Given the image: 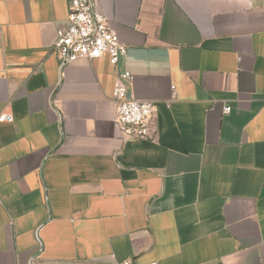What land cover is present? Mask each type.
Masks as SVG:
<instances>
[{"label": "crops", "instance_id": "obj_1", "mask_svg": "<svg viewBox=\"0 0 264 264\" xmlns=\"http://www.w3.org/2000/svg\"><path fill=\"white\" fill-rule=\"evenodd\" d=\"M97 3L119 66L60 63L69 0H0V264H264V0ZM124 68L150 137L123 138Z\"/></svg>", "mask_w": 264, "mask_h": 264}, {"label": "built area", "instance_id": "obj_2", "mask_svg": "<svg viewBox=\"0 0 264 264\" xmlns=\"http://www.w3.org/2000/svg\"><path fill=\"white\" fill-rule=\"evenodd\" d=\"M69 2L67 21L58 28L52 48L60 63L66 64L82 57L93 59L107 54L111 64L119 66L127 56L128 46L120 39L109 17L98 8L97 0ZM133 81L134 75L130 70H120L112 96L124 139L150 137L155 113L152 101L129 96ZM224 111H231V106H225ZM13 121L14 115L9 110L0 113V122ZM122 264L136 263L128 259Z\"/></svg>", "mask_w": 264, "mask_h": 264}]
</instances>
